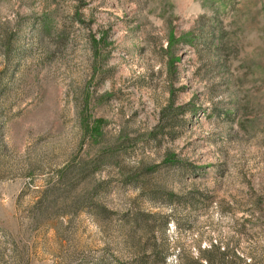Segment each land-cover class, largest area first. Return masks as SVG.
Returning a JSON list of instances; mask_svg holds the SVG:
<instances>
[{
	"label": "rangeland",
	"instance_id": "374dc122",
	"mask_svg": "<svg viewBox=\"0 0 264 264\" xmlns=\"http://www.w3.org/2000/svg\"><path fill=\"white\" fill-rule=\"evenodd\" d=\"M0 264H264V0H0Z\"/></svg>",
	"mask_w": 264,
	"mask_h": 264
}]
</instances>
